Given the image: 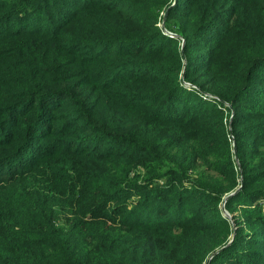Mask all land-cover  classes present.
I'll use <instances>...</instances> for the list:
<instances>
[{"label": "trees", "instance_id": "1", "mask_svg": "<svg viewBox=\"0 0 264 264\" xmlns=\"http://www.w3.org/2000/svg\"><path fill=\"white\" fill-rule=\"evenodd\" d=\"M10 1L0 264H264V0Z\"/></svg>", "mask_w": 264, "mask_h": 264}, {"label": "rangeland", "instance_id": "2", "mask_svg": "<svg viewBox=\"0 0 264 264\" xmlns=\"http://www.w3.org/2000/svg\"><path fill=\"white\" fill-rule=\"evenodd\" d=\"M13 1L14 0H12V1H10L9 2V4L10 5H14L13 4ZM27 0H25L22 4H24V7L22 6V8L24 9V11L26 12L25 14H27V13H30V11L31 10H33V9H36L37 7H34V5H33V3H28V2H26ZM62 1H64V2H67L68 0H62ZM141 5H143V6H146L147 8H148V12H153V11H155V9H154V7L150 4V2L149 1H147V2H142L141 3ZM15 6V5H14ZM16 7V6H15ZM4 9V11H8V10H12L13 8H3ZM145 9V8H144ZM146 10V9H145ZM50 15V14H49ZM160 19H159V23H158V25H159V27H160V29H161V31L162 32H164L165 34H167V35H169L170 37H176L177 39H178V43H179V48H182V44H183V41H184V39L181 37V36H179L176 32H171V31H169L168 30V28H167V26L165 25V18H166V15H165V12H164V10L160 13ZM51 17V16H50ZM161 17H162V19H161ZM14 18H16V17H14ZM14 18H11V19H14ZM11 19H9V20H5L4 22H1L0 23V25H2V26H7L8 24H10V22H11ZM52 20H53V18H52ZM19 20H18V17L14 20V23L12 24V25H9L8 27H10V28H12V26H14L17 22H18ZM222 22L223 21H221V20H219V22H218V24L219 25H222ZM13 29V28H12ZM224 31V27L222 28V27H220V29H219V34H218V36L221 34V32H223ZM218 32H215L214 33V35H216ZM212 38H217V36H215V37H212ZM257 78H260L261 80L264 78V63H261V64H259V66H258V68H257ZM184 83V88L185 89H188V90H190V89H193V87H195L196 88V90H198V88L196 87V86H194V84H192V83H188V82H183ZM256 84L258 85V86H256V87H254V89H255V92H254V94L255 95H258V94H260V93H262V91L264 90V87H262V84H263V82H261V81H256ZM190 88V89H189ZM199 91V90H198ZM201 93V92H200ZM200 97H203L204 99H206V100H208L209 102H216V100L213 98V97H215V96H213V95H211V94H208V93H202V94H200ZM259 100L261 101V98L259 97ZM104 104H107V105H109V106H112L113 105V101H109V100H104L103 101V103H102V105H104ZM216 106H218L219 108H220V106H219V104L218 105H216ZM232 115H233V111L231 112V114L229 115V119H231L232 118ZM250 123V122H249ZM228 125V124H227ZM260 142V145L256 148V149H254V151H255V156L256 155H258V156H261V155H263L264 154V137H262L261 138V140L259 141ZM233 145V144H232ZM233 153H234V156L232 157V161L235 163V164H238L239 163V161H240V158L238 157V155H237V152H236V149H235V147L233 148ZM27 155V154H26ZM26 155L25 156H21V157H19V158H17V159H15L14 161V163L13 162H7V163H5V164H2L1 166H0V174H2L4 171V169L5 168H10V167H12V165H16V164H18V163H20V161L22 160V159H24L25 157H26ZM255 156H253V158H250V157H252V156H250L249 154H248V150H245V152L243 153V158L244 159H249L251 162H254L255 161ZM18 168V166L17 167H15L14 168V170H16ZM241 188V186H238L237 188H236V190L238 189H240ZM235 193H237V192H234L233 194H235ZM232 194V195H233ZM225 200V199H224ZM224 202L225 201H222L221 203H220V205H219V207H220V209H221V211H222V213L225 215V216H227L228 217V219L232 222V215L233 214H236V213H238V210H234V213L232 214V213H229L228 211H226V209H225V207H224ZM237 204H241V205H243L246 209H249V211H253L254 209H255V206H258L259 207V209H260V213L264 216V198H259L257 201H254V202H249V201H246V200H239L238 202H237ZM131 207V206H130ZM141 213H142V216H144V213H143V211H141ZM161 213H163V214H166V212L165 211H163V212H161ZM142 218L140 217V218H138L137 219V221H141L142 222ZM161 220V219H160ZM153 221H155V220H153ZM162 222V221H161ZM263 226H264V223H263ZM234 234H235V232H234ZM234 234H232L229 238H230V240H229V242L228 243H230L231 242V240L234 238ZM227 243V244H228ZM231 251V250H230ZM224 260H226V258H221L220 259V263H223V261ZM259 261H262V262H264L263 260H259Z\"/></svg>", "mask_w": 264, "mask_h": 264}, {"label": "water", "instance_id": "3", "mask_svg": "<svg viewBox=\"0 0 264 264\" xmlns=\"http://www.w3.org/2000/svg\"><path fill=\"white\" fill-rule=\"evenodd\" d=\"M167 14V11L165 12V15ZM238 191V189L237 190H235L234 192H237ZM234 192H232V193H230L229 195H228V197L229 196H231ZM219 250H217V251H215L207 260H206V262H205V264H208L209 263V261H210V259L212 258V256H214L217 252H218Z\"/></svg>", "mask_w": 264, "mask_h": 264}]
</instances>
